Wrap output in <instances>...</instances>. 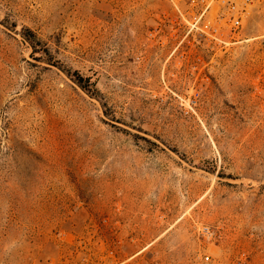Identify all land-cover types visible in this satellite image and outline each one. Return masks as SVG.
<instances>
[{"label": "rangeland", "instance_id": "rangeland-1", "mask_svg": "<svg viewBox=\"0 0 264 264\" xmlns=\"http://www.w3.org/2000/svg\"><path fill=\"white\" fill-rule=\"evenodd\" d=\"M201 11L0 0V264H264V0Z\"/></svg>", "mask_w": 264, "mask_h": 264}, {"label": "built area", "instance_id": "built-area-1", "mask_svg": "<svg viewBox=\"0 0 264 264\" xmlns=\"http://www.w3.org/2000/svg\"><path fill=\"white\" fill-rule=\"evenodd\" d=\"M178 1V0H175ZM191 3H196L202 7L201 14L198 21L195 23V28L199 29L201 33L211 34L217 36L224 29L229 30L232 34L239 32L244 25L245 20L249 17L252 8L258 0H186ZM216 8L213 17H205L202 25L196 24L203 17L206 12H210L212 7ZM199 235L207 240L213 239L216 234L208 225H201L198 227ZM206 261L209 256H206Z\"/></svg>", "mask_w": 264, "mask_h": 264}, {"label": "trees", "instance_id": "trees-1", "mask_svg": "<svg viewBox=\"0 0 264 264\" xmlns=\"http://www.w3.org/2000/svg\"><path fill=\"white\" fill-rule=\"evenodd\" d=\"M80 79H82V78H80ZM88 78H86V80H87ZM88 81V80H87Z\"/></svg>", "mask_w": 264, "mask_h": 264}]
</instances>
